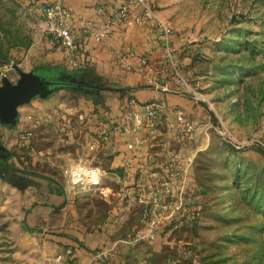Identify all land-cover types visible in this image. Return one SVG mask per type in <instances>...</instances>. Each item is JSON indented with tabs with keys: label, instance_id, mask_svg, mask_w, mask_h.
Instances as JSON below:
<instances>
[{
	"label": "rangeland",
	"instance_id": "rangeland-1",
	"mask_svg": "<svg viewBox=\"0 0 264 264\" xmlns=\"http://www.w3.org/2000/svg\"><path fill=\"white\" fill-rule=\"evenodd\" d=\"M154 5L170 26L172 58L181 63L180 73L192 87L186 91L190 102L202 115L198 132L191 135L198 128L191 125L188 134L179 133L182 143L194 145L189 177L182 173V189L191 200L179 214L183 225L164 228L163 237L171 241L160 250L170 256L169 264H264V0ZM40 17L25 0H0V74L16 79L27 50L31 57L41 53L46 33ZM49 110L50 115L32 109L38 114L33 124L0 127V142L9 150L3 158L13 165L5 170L0 164V264H37L24 256L32 250L28 234L37 233L23 223L32 199L25 190L37 191L35 198L43 189L66 191L76 204H109L99 195L107 179L97 165L98 185L79 189L68 182L83 139L77 131L68 142L60 111ZM88 150L95 163V146ZM23 175L46 181L28 184Z\"/></svg>",
	"mask_w": 264,
	"mask_h": 264
},
{
	"label": "crops",
	"instance_id": "crops-1",
	"mask_svg": "<svg viewBox=\"0 0 264 264\" xmlns=\"http://www.w3.org/2000/svg\"><path fill=\"white\" fill-rule=\"evenodd\" d=\"M54 1L57 0H25V4L42 17L44 4ZM59 1L72 12L82 51L81 62L68 63L63 50L54 45L53 37L44 34L41 53L31 57V49L27 50L18 62L17 78L10 79L16 81L20 71L33 70L48 82L28 101L17 105L15 123L0 122V127L33 124L38 114L32 109L49 115L53 111L49 109L57 110V114L59 110L67 126L66 140L71 142L77 131L83 139L78 157L93 163L88 148L95 146L93 164L102 169V178L107 179L100 186L99 195L109 204L93 206L84 201L76 204L66 191L43 189L42 197L35 198L37 191L25 190L32 199L23 210V223L37 233L28 234V248L32 250L27 249L24 256L45 264L44 258L71 245L81 264H169L170 256L160 248L171 240L162 233L164 228L183 225L179 214L191 197L179 190L176 177L168 174L166 163L183 169L184 176L189 177L194 145L182 143L177 111L184 113L193 126L200 125L202 115L198 105L190 102L186 92L192 87L180 73L181 63L173 60L174 52H165L161 45L162 32L148 17L128 27L114 22L109 38L102 41L80 25L84 19L100 20L102 0ZM117 5L118 0L106 1L104 11L111 13ZM173 42L172 39L171 45ZM121 48L133 50L126 57V64L118 61ZM65 90L75 94L72 99L64 95ZM149 106L155 110V116L149 120L139 122L131 112ZM76 121L79 124H74ZM199 130V127L194 129L191 135ZM7 152L0 142V164L5 170L13 166L3 158ZM35 177L22 176L28 184L46 181ZM167 179L172 189L164 198L168 208L161 210L163 217L156 237L149 239L143 235L146 207L154 187Z\"/></svg>",
	"mask_w": 264,
	"mask_h": 264
},
{
	"label": "built area",
	"instance_id": "built-area-1",
	"mask_svg": "<svg viewBox=\"0 0 264 264\" xmlns=\"http://www.w3.org/2000/svg\"><path fill=\"white\" fill-rule=\"evenodd\" d=\"M99 1V0H97ZM106 1L102 0L104 5ZM104 5H100L99 11L101 18L98 22L94 19H84L80 25L82 29L88 30V33L96 36L102 41H106L111 32L114 22L120 23L123 27H128L136 20L148 17L154 26L162 32L160 35L161 45L167 54L171 53L172 32L166 20L155 12L154 0H118V5L113 11L105 12ZM139 8V9H138ZM40 24L45 33L51 35L57 47L63 50L65 60L73 65L81 62V47L78 38V32L74 27V21L71 10L61 1L45 3L43 6V14ZM133 53L132 49L121 48L118 51V61L126 64V57ZM146 56L142 57L145 62ZM4 74H0V84L3 82ZM134 117L142 122L149 120L155 116V110L149 106L145 109H134L131 111ZM177 119L181 122L179 133L188 134L191 129V123L185 118L184 113L177 111ZM166 167L169 168V176L176 177V185L182 192L183 169L167 162ZM68 182L72 187L86 189L98 185L101 180L100 169L92 163L84 159H78L68 170ZM174 185V184H173ZM163 187V190H162ZM170 180H165L162 185H156L150 196L149 205L145 211V234L148 238H154L157 227L162 220L163 214L161 210L168 208V201L164 198L171 193ZM164 196V197H163ZM181 205V204H180ZM183 210H186L184 208ZM45 264H81L74 255V248L71 245H65L61 249L56 250L52 256L45 261Z\"/></svg>",
	"mask_w": 264,
	"mask_h": 264
},
{
	"label": "water",
	"instance_id": "water-1",
	"mask_svg": "<svg viewBox=\"0 0 264 264\" xmlns=\"http://www.w3.org/2000/svg\"><path fill=\"white\" fill-rule=\"evenodd\" d=\"M48 82L36 71H20L16 81L4 75L0 85V122L13 124L18 115L17 105L28 101L45 88Z\"/></svg>",
	"mask_w": 264,
	"mask_h": 264
},
{
	"label": "trees",
	"instance_id": "trees-1",
	"mask_svg": "<svg viewBox=\"0 0 264 264\" xmlns=\"http://www.w3.org/2000/svg\"><path fill=\"white\" fill-rule=\"evenodd\" d=\"M5 61V59L2 60V62Z\"/></svg>",
	"mask_w": 264,
	"mask_h": 264
}]
</instances>
